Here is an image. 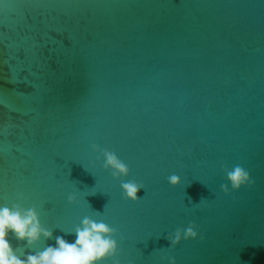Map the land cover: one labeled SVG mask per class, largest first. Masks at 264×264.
Returning <instances> with one entry per match:
<instances>
[{"label":"water","instance_id":"1","mask_svg":"<svg viewBox=\"0 0 264 264\" xmlns=\"http://www.w3.org/2000/svg\"><path fill=\"white\" fill-rule=\"evenodd\" d=\"M0 206L26 252L91 217L100 264H264V0H0Z\"/></svg>","mask_w":264,"mask_h":264},{"label":"clouds","instance_id":"2","mask_svg":"<svg viewBox=\"0 0 264 264\" xmlns=\"http://www.w3.org/2000/svg\"><path fill=\"white\" fill-rule=\"evenodd\" d=\"M107 163L118 170V173L114 174L128 171L126 164L118 160L114 154H107ZM228 175L235 188L250 179L248 171L240 166H236ZM170 180L178 182L175 175L170 177ZM123 187L127 190L128 196L138 198L141 185L127 182ZM75 198V195L69 196L70 201ZM82 225L75 228V239L72 241L63 235H57L55 244H48L43 250L35 253L26 252L24 248L13 247L11 242L13 234L17 240L26 239L27 245H32L41 235L51 238L53 232L41 225L39 213L35 208L21 212L18 208L0 206V264H100L115 253L117 242L111 235H104L114 231L110 225L103 221H95L91 217H85ZM187 235L195 236L196 233L189 228L185 232V236ZM180 238L181 234L177 232L175 240L179 241Z\"/></svg>","mask_w":264,"mask_h":264}]
</instances>
